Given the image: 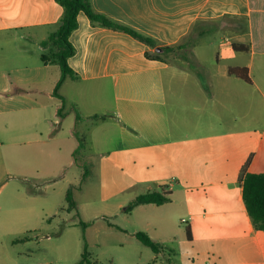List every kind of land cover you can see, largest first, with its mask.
Returning a JSON list of instances; mask_svg holds the SVG:
<instances>
[{"label":"crops","instance_id":"obj_1","mask_svg":"<svg viewBox=\"0 0 264 264\" xmlns=\"http://www.w3.org/2000/svg\"><path fill=\"white\" fill-rule=\"evenodd\" d=\"M91 3L161 45L180 43L200 21L238 24L235 36L218 33L217 67L195 55L204 86L187 67L148 58L152 50L144 43L94 25L81 12L69 38L76 53L68 59L79 78H66L61 99L54 95L61 69L42 59L48 52L42 43L57 31L62 6L56 0H0V197L9 183H3L5 173L39 174L16 179L6 192L0 264H21L19 247H29L30 240L16 238L19 221L32 223L40 213L51 220L49 201L37 190L43 175L66 178L72 172L77 181L82 163L94 161L87 157L97 160L109 192L170 193L160 206L144 204L128 213L126 206L141 195L134 194L107 211L116 217L157 210L166 226L184 225L181 254L171 250L174 261L160 260L168 253L163 247L148 264H264V231L248 214L241 184L245 174H264V0ZM234 43L248 50L234 51ZM224 58L228 62L221 64ZM236 67L247 68L251 82L228 74ZM80 141L79 161L74 153Z\"/></svg>","mask_w":264,"mask_h":264},{"label":"rangeland","instance_id":"obj_2","mask_svg":"<svg viewBox=\"0 0 264 264\" xmlns=\"http://www.w3.org/2000/svg\"><path fill=\"white\" fill-rule=\"evenodd\" d=\"M237 24L230 19L221 20L219 25L224 27L225 31L223 36H235L232 28ZM218 39H220L219 35L215 38L200 39L194 47L192 59L195 60L196 55L207 67H217L215 52ZM211 41L214 43L210 44ZM226 62L228 59L224 58L221 64ZM52 64L55 63L52 62ZM78 158L80 161L83 157ZM87 158L90 162L94 161L91 164L85 161L88 165L87 169L91 172L85 182L80 181V177L83 178L84 174L83 167L77 181L72 172H69L66 178L63 173L43 175L45 180L37 187V190L44 193L49 201L51 211L48 212L51 214V220L40 213L32 223L23 225L19 221L16 227L18 228L17 240L23 242L30 240L28 248L19 247L21 264H79L84 252V232L93 264H148L155 260L156 254L136 238L138 232H146L144 228H148L147 233L156 243L168 249V253L161 255L159 259L174 261L175 257L171 250L180 255L184 247H187L184 225L178 224L181 230L173 223L166 226L157 210H153L150 214H140L137 211L133 216L121 214L111 217L107 211L115 208L118 199L127 196L133 198L134 194H142L144 191L132 189L109 192L110 189L102 186L105 179L97 160L94 157ZM12 174L11 176L4 174L3 183H9L0 197V207L2 205L7 207L6 192L16 179L23 180L26 176L38 177L39 175L35 172H13ZM75 184L80 185L75 186ZM70 188L73 189L78 208L68 212L65 196ZM17 203L22 206L24 202L20 199ZM45 211L47 212V208ZM3 215H0L1 225H4L5 221ZM20 216L19 213L18 217ZM81 221L87 224L85 231L79 224Z\"/></svg>","mask_w":264,"mask_h":264},{"label":"trees","instance_id":"obj_3","mask_svg":"<svg viewBox=\"0 0 264 264\" xmlns=\"http://www.w3.org/2000/svg\"><path fill=\"white\" fill-rule=\"evenodd\" d=\"M63 8L64 12L60 19L58 29L52 33L49 38L42 43L48 52L42 56L44 61H53L61 69V78L56 85L54 95L63 99L58 90L66 78L77 80L79 76L69 67L68 59L76 53V49L70 42V35L78 28V15L83 12L89 18L92 24L115 31L124 32L144 43L152 51H147L146 56L153 60L163 61L172 65L185 66L194 72L202 81H204L201 68L197 66L196 61L192 59L194 47L198 44L200 39L211 36H217L219 32L224 30V27L219 25L220 19L211 21H200L196 23L191 33L185 36L180 43L176 45H161L157 40L148 37L132 27L124 25L120 22L109 19L108 17L96 12L92 6L91 0H56ZM241 25V21L239 22ZM234 26L232 30H235ZM234 51L244 52L248 48L245 45L234 43L232 45ZM230 76L242 79L246 82H251L249 71L247 68H230L228 70ZM207 88V87H206ZM17 91L21 92V89ZM63 107L58 111V116L63 117ZM77 118L80 115L77 113ZM84 148V144L80 141L79 147L74 153L77 154ZM76 154V155H75ZM84 174L82 182H85L91 172L87 169V163H82ZM243 199L250 218L256 229L264 231V174L248 173L241 177ZM81 188V187H80ZM68 212L77 208V202L74 199L73 189H69L66 197ZM170 201V193L164 189H156L145 194H141L134 198L127 206L126 212H132L136 207L144 204H155L157 206L163 205ZM84 231L87 224L79 223ZM187 236L190 239V231L187 229ZM137 240L144 246L150 248L155 254H159L163 247L156 243L146 232L140 231L136 234ZM84 252L82 254L79 264H93L91 261V254L88 252L85 232L83 234Z\"/></svg>","mask_w":264,"mask_h":264},{"label":"built area","instance_id":"obj_4","mask_svg":"<svg viewBox=\"0 0 264 264\" xmlns=\"http://www.w3.org/2000/svg\"><path fill=\"white\" fill-rule=\"evenodd\" d=\"M228 43H229V41H228V40H226V41H225V44H227V45H228Z\"/></svg>","mask_w":264,"mask_h":264}]
</instances>
